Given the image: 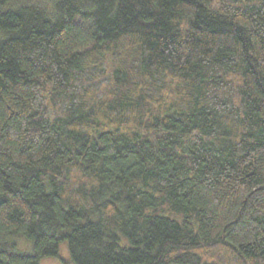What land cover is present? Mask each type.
<instances>
[{
  "label": "trees",
  "instance_id": "16d2710c",
  "mask_svg": "<svg viewBox=\"0 0 264 264\" xmlns=\"http://www.w3.org/2000/svg\"><path fill=\"white\" fill-rule=\"evenodd\" d=\"M63 242L264 264V0H0V264Z\"/></svg>",
  "mask_w": 264,
  "mask_h": 264
},
{
  "label": "rangeland",
  "instance_id": "374dc122",
  "mask_svg": "<svg viewBox=\"0 0 264 264\" xmlns=\"http://www.w3.org/2000/svg\"><path fill=\"white\" fill-rule=\"evenodd\" d=\"M14 238L20 252L30 253L32 251V244L28 239L23 236ZM41 264H75L70 257L68 242H63L61 244L58 257L45 258L42 260Z\"/></svg>",
  "mask_w": 264,
  "mask_h": 264
}]
</instances>
